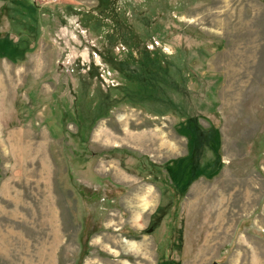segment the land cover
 I'll list each match as a JSON object with an SVG mask.
<instances>
[{
  "label": "rangeland",
  "instance_id": "1",
  "mask_svg": "<svg viewBox=\"0 0 264 264\" xmlns=\"http://www.w3.org/2000/svg\"><path fill=\"white\" fill-rule=\"evenodd\" d=\"M0 264H264V0H0Z\"/></svg>",
  "mask_w": 264,
  "mask_h": 264
},
{
  "label": "trees",
  "instance_id": "2",
  "mask_svg": "<svg viewBox=\"0 0 264 264\" xmlns=\"http://www.w3.org/2000/svg\"><path fill=\"white\" fill-rule=\"evenodd\" d=\"M214 134L216 135L217 133L215 132ZM216 136H217V135H216ZM148 167L151 168V169L154 168V166H149V165H148ZM153 172H154V171H153Z\"/></svg>",
  "mask_w": 264,
  "mask_h": 264
}]
</instances>
